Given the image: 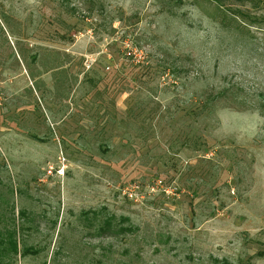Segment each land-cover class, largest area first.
I'll return each mask as SVG.
<instances>
[{"label":"rangeland","instance_id":"374dc122","mask_svg":"<svg viewBox=\"0 0 264 264\" xmlns=\"http://www.w3.org/2000/svg\"><path fill=\"white\" fill-rule=\"evenodd\" d=\"M196 1L0 0V264H264V0Z\"/></svg>","mask_w":264,"mask_h":264},{"label":"trees","instance_id":"16d2710c","mask_svg":"<svg viewBox=\"0 0 264 264\" xmlns=\"http://www.w3.org/2000/svg\"><path fill=\"white\" fill-rule=\"evenodd\" d=\"M208 4H212L213 11H205L206 15L214 20L222 24L223 26L228 27V23L225 22L226 16H225V10L222 8V5L224 3V0H205ZM243 1H253V0H243ZM242 1V3H243ZM256 1H263V0H256ZM196 5H200L199 2L195 0ZM260 3V2H259ZM241 5V4H240ZM239 5V6H240ZM202 9V8H201ZM233 17H241L244 15L243 10L236 9L232 10ZM5 17L6 14H5ZM56 53V52H54ZM58 52L55 54L57 55ZM41 61V66L44 68L45 72L48 70H54L53 77H54V86L56 89L60 86L61 81L63 80L64 76V62L62 60H58L57 57H55L52 61V64L49 65V59L45 56L41 55V58L38 59ZM37 61V56H33V62ZM29 69V75L34 78L37 76V74L34 73L32 69ZM232 94L229 95L228 88H225L223 90H210V92H206L205 95L202 96L201 100L198 102L203 103V109L204 107L208 108L209 106H216L219 105V107H231L236 108L237 110H243L247 109V106H239L236 104H233ZM6 206L7 201H5V196L3 192H0V259L1 261L10 259L13 256L18 254V244L16 241V232L18 229H16L15 226L10 227L8 222L12 220V218L9 217V215L6 212ZM23 214V212H21ZM110 222V220H109ZM106 222L107 225H109L107 228H110L111 222ZM106 228V226H105ZM105 228L101 227L100 229L105 230ZM29 249H25L23 251V254L26 252H29Z\"/></svg>","mask_w":264,"mask_h":264}]
</instances>
